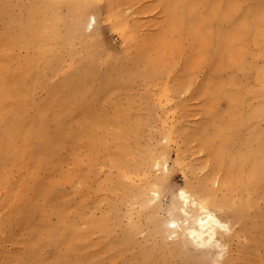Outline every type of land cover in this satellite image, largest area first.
Masks as SVG:
<instances>
[{
  "label": "rangeland",
  "instance_id": "rangeland-1",
  "mask_svg": "<svg viewBox=\"0 0 264 264\" xmlns=\"http://www.w3.org/2000/svg\"><path fill=\"white\" fill-rule=\"evenodd\" d=\"M85 2L91 9L79 20L83 12L75 5ZM197 2L207 26L202 38L210 34L201 48V34L196 37L189 19L173 20L169 0H0V48L13 33H28L23 46L0 56L3 77L15 85L13 97L0 101V264H53L61 254L73 262L96 252L113 264H181V257L167 254L172 240L149 230L154 214L142 211L135 193L151 196L158 182L162 220L170 218L181 188L205 183L222 198L224 171H214L210 150L195 134L214 133L222 122L236 131L231 150L244 153L245 142L256 148L252 136L264 132V0ZM34 4L43 7L36 16ZM93 15L95 27L85 34ZM29 25L43 35L37 42ZM220 34L232 61L217 53ZM106 78L116 86L108 96L102 94ZM82 105L99 111L102 125ZM39 110L49 134L66 125V139L55 153L34 142L12 162L17 150L6 130L18 132L22 147L21 125ZM83 127L87 136L78 139ZM258 201V209H244L237 220L218 211L235 233L226 241L232 264L246 262L241 253L253 245L249 232L263 230L264 189ZM125 232L133 242L122 246ZM81 233L77 248L83 252H73L63 240ZM248 255L264 260V250Z\"/></svg>",
  "mask_w": 264,
  "mask_h": 264
},
{
  "label": "bare ground",
  "instance_id": "bare-ground-1",
  "mask_svg": "<svg viewBox=\"0 0 264 264\" xmlns=\"http://www.w3.org/2000/svg\"><path fill=\"white\" fill-rule=\"evenodd\" d=\"M77 1L78 0H72L73 4H75ZM169 5L170 10L174 15L173 20L184 23L186 22L185 19H189L191 22V29L195 32L196 37H199L201 34L202 38V35L204 34V32L202 31H204L207 26L204 20H199L198 18V9L200 7V3L197 2V0H169ZM33 7H35L33 12L34 16H36L43 8L38 4H34ZM75 9L78 12H83L79 17V20H82V18L85 17L88 13L87 10L90 11L91 7L88 2H85L80 4V6L75 5ZM216 14L218 13L216 12ZM217 17L220 20L222 19L220 16ZM76 26L79 29L82 28L81 23L79 22L76 24ZM242 26L252 28L253 24L244 22ZM29 27L30 29L28 30V32L32 34L31 38L33 42H37L38 39L43 35L40 34L37 30L38 27L31 25H29ZM27 36L28 33L22 31L10 35L6 39V42L3 44V46L0 48V56L2 53L4 54L6 50H12L17 46H23L24 43L22 42V40L26 39ZM209 37L210 34L206 33L202 39L200 38V40H196V42L200 44V48L201 46L206 45V41L209 40ZM218 43L219 46L217 53L223 57L229 58L230 61H232L231 59L234 58V52L228 45V43H226V39L223 40V43H226V46L224 47L222 43V34H220L218 37ZM23 73L26 76L29 75L27 72ZM4 75L5 74H2L0 71V101L3 98H12L14 93L15 85L9 83L8 80L3 77ZM225 85H227V83L222 82V84L218 86V90L222 92V86ZM115 88V84H112L109 78H106L102 82V94H104L105 96H108L109 94L114 92L116 90ZM82 107L87 111V114L91 115V120L93 121V123L96 126H100V117H102L101 113L97 110L91 109L89 105H82ZM62 108L63 106L60 107V109ZM12 113L15 114V109L12 110ZM56 119L60 123V116H56ZM5 125H7V123ZM65 126L66 125L62 124V127H59L58 131L55 134H49L46 131L45 118L43 116V113L41 110H39L34 118L23 122V125H21L22 135L20 138L24 139V145L22 147H18L16 145L15 139L17 138L16 134L18 132L14 135L11 131L6 130V135H9L13 139L12 146H14L15 150H17L13 155L15 156L17 154V156L15 158H10V160L13 162L20 156V154H22V152L30 150L34 142H40L44 145L45 148L49 149L43 151H47L48 153H55L59 149L61 143L67 137V129ZM203 128L204 126L201 127V130ZM227 128H229L231 132L229 135H225ZM85 131L86 129L83 127L76 132L78 139L87 136V133ZM195 135L199 136L201 145L210 150L215 165L214 169H216L214 171L216 172L221 168L224 171V174L222 176L221 192L224 191L225 193H223L225 195H223L222 198H219L220 195L218 196L216 190H213L211 188V190H209L208 187L205 186V183L201 184V186H197L196 188L191 187L192 190L181 188L183 190V193H186L187 196L181 199L178 192L173 195L171 204L167 212L170 214V218L165 220L159 219V210L161 208V204L159 202L158 182H155L154 188L151 189V196L147 195L148 192H146V190H139L135 193V196L140 200V203H142V211L147 210L148 212H152L154 214L153 225H150L151 227H149L151 233L161 236L163 239L167 238L172 240L171 242H169V245H166L168 246L167 254H169L171 259L181 257V264H185L186 260L190 261L191 264H212L213 259L220 251V249L217 248V244L227 245L228 253L227 243L233 238V235L235 234L233 233L230 224L226 220L225 222L220 218L218 211L222 212L223 217L226 216L225 219H228V221H230L237 220L239 218L238 213H244V209L250 210L259 208L258 195H260L262 190L264 189V132L258 131L252 136V140H255L257 142L256 148H254L252 142H245L246 150L244 153H241L239 150H231L233 139L236 136V131L231 127H225L224 125H222V122H219L216 125V131L214 133H211L209 135L197 133ZM219 137H221V141L216 144L215 142L217 139H219ZM2 141L11 144L9 141H5L4 139H2ZM166 157V153H164L163 159H166ZM237 159L238 163L236 161ZM156 164L158 166H161L162 163L160 161H157ZM162 168L165 169V171L168 169L167 161L164 166L162 165ZM233 191H237L239 192V194L235 196L233 195ZM242 200L243 206H241ZM135 201L138 200L135 199ZM212 207L214 208V210L212 209ZM262 213L264 214V211ZM170 222H175L176 227H166V225ZM224 224H227L229 226L230 234L225 233L223 229ZM252 225H254V222H252ZM106 226H108L107 228H109L112 225ZM39 227L40 226H38L37 229L38 235L41 234ZM139 228V226L134 227L135 230H140L141 228ZM135 230L133 231L134 233ZM108 231L110 230L108 229ZM125 234L127 237H125L120 243H118L122 246L128 245L129 243L133 242V240L131 239L132 237L129 236V234H127L126 232ZM84 237L85 234L81 233L77 234L76 236L65 238L63 242L68 245L71 251H77L81 253V251L83 252V250L78 249L77 247L79 243L84 239ZM117 240H115V242ZM227 240L228 242H226ZM248 240L250 243L253 242V245L243 249L241 255H243L242 258L245 259L246 262H243L242 264H264V260H250L248 255V250L250 249L253 252L264 250V221L263 230L256 231L252 229L249 232ZM98 241L100 243L101 240ZM115 242H113V245ZM104 243L106 242H103V244ZM106 244L107 247L109 245H112L111 243ZM105 245H103L104 248ZM100 246L101 244L99 245V247ZM118 250L120 251L121 249ZM192 250L197 254L191 256L190 252H192ZM123 252H125V250H123ZM88 254L86 252V254L84 255ZM229 255L230 254H228L227 256L226 254L224 260L222 261V264L233 263L235 258L233 259V257ZM84 257V259H82V257H78L75 259V261L72 262L69 255L61 254L58 257L57 261H53V264H113L112 260L100 259L98 252L93 254L90 253L87 257ZM167 262L170 261L165 260L164 264H167Z\"/></svg>",
  "mask_w": 264,
  "mask_h": 264
},
{
  "label": "clouds",
  "instance_id": "clouds-1",
  "mask_svg": "<svg viewBox=\"0 0 264 264\" xmlns=\"http://www.w3.org/2000/svg\"><path fill=\"white\" fill-rule=\"evenodd\" d=\"M95 24H96L95 16L94 15L90 16L88 18L87 23L84 25V28H83L85 34L91 33L95 27ZM178 194H179L181 199H183L185 196H187L186 193H183L182 189H180L178 191ZM166 227L175 228L176 224H175V222H170L166 225ZM223 229H224L226 234H230L229 233V226L227 224L223 225ZM217 248L220 249V251L217 254V256L213 259L212 264H222V261L224 260L226 254H227V245L217 244Z\"/></svg>",
  "mask_w": 264,
  "mask_h": 264
}]
</instances>
